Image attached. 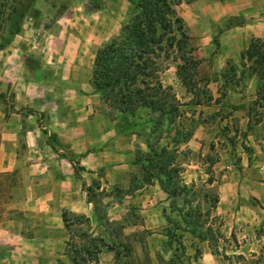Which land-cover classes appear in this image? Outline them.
I'll return each mask as SVG.
<instances>
[{
	"label": "rangeland",
	"instance_id": "obj_1",
	"mask_svg": "<svg viewBox=\"0 0 264 264\" xmlns=\"http://www.w3.org/2000/svg\"><path fill=\"white\" fill-rule=\"evenodd\" d=\"M130 1L0 0V126L9 116L20 119L24 115L21 126L29 128L40 119L29 113V105L35 108L45 96L57 94L65 102L61 108L65 119L72 111L79 117L73 122L94 119L99 130L112 126L127 136L135 135L139 142L132 147L140 161L132 176L126 171L130 181L124 187L105 182L101 169L87 174L76 155L60 153L91 201L94 222L62 211V252L42 264H69L68 254L74 248L86 251L80 252L79 264H98L102 251L106 257L101 264L160 261L147 254L149 249L134 257L130 234L143 236L144 232L121 229L127 219L143 222L137 201L130 203L126 195L148 172L142 165L149 150L151 162L160 159L170 174L176 193L165 203L158 235L147 232L151 243L158 239L165 244L162 253L169 249L174 254L170 261L161 257L159 264H199L205 249L211 251L214 264L263 261L264 248L257 255L231 253L237 245L235 236L219 232L225 213L232 209L228 203L231 189L238 193L237 200L251 201L240 195L247 190L244 177L264 174V102L255 96L258 80L253 65L239 56L251 38L258 37L239 33L254 18L240 12L247 0H181L176 11L183 19L195 66L182 73L183 83L176 72L179 60L171 53L146 79L149 86L161 85L155 98L165 104L163 110L140 107L120 114L93 88L89 76L95 51L117 34ZM258 38L264 45V37ZM191 136L194 142L189 143ZM43 137L54 148V135ZM42 155L55 158L51 151ZM75 166L82 169L74 170ZM16 170L0 173V211L11 195V184L22 182ZM219 192L222 198L217 204Z\"/></svg>",
	"mask_w": 264,
	"mask_h": 264
},
{
	"label": "crops",
	"instance_id": "obj_2",
	"mask_svg": "<svg viewBox=\"0 0 264 264\" xmlns=\"http://www.w3.org/2000/svg\"><path fill=\"white\" fill-rule=\"evenodd\" d=\"M240 12L254 18L249 28H241L239 33L247 31L249 36L264 37V0L244 1ZM245 24L248 26V23ZM49 104L52 106L49 107ZM64 104V100L57 97V94L45 96L35 108L29 105L33 114L40 116L29 128L21 126L24 115L20 119L9 116L0 126V173L16 172L19 169L22 176L21 183L14 182L9 187L11 195L4 203L5 208L0 211V264L52 262L62 252L64 245V210L71 215H82L90 224L94 222L91 201L74 179L71 166L66 167L63 163L64 155L61 152L76 155L78 165L89 175L91 171L101 169L104 181L113 187L128 184L130 177L126 171H131L132 176L138 163L134 160L132 147V143H139L135 135L127 136L112 126L99 130L101 127L94 119L73 122L79 117L72 111L67 112L65 119L61 110ZM91 127L95 132L90 131ZM44 131L45 134H42ZM49 133L54 135V148L43 137ZM20 135H24L25 139L23 137L20 140ZM188 142H194L192 136ZM48 151L55 158H43L42 153L48 154ZM141 180L126 195V199L130 203L137 201V210L143 222L134 223L127 219L121 229H125L126 233L144 232L143 236L130 234L131 253L134 257L149 249L148 255L159 257L157 264L161 263V257L170 261L172 253L169 249L162 253L161 247L165 244L158 239L156 244L151 243L147 233L155 232L150 233L151 236L158 235L169 197L155 178L150 181ZM244 183H248L247 190H241L240 195L245 194L251 201L243 203L237 200L238 193L231 189L228 203L232 209L228 208V213H225V221L219 232L224 237L231 234L235 236L237 245L231 253L257 255L264 248V174L244 177ZM217 195V204H220L221 192ZM99 228L102 229V226L96 228V231ZM100 254L98 264L106 257L103 251ZM263 261L254 263L263 264ZM198 263L214 264L216 261L211 251L205 249L201 251Z\"/></svg>",
	"mask_w": 264,
	"mask_h": 264
},
{
	"label": "trees",
	"instance_id": "obj_3",
	"mask_svg": "<svg viewBox=\"0 0 264 264\" xmlns=\"http://www.w3.org/2000/svg\"><path fill=\"white\" fill-rule=\"evenodd\" d=\"M180 1H130L128 16L121 22L117 34L95 51L89 76L90 84L101 94L108 106L120 114L132 113L140 107L163 110L165 104L155 98L161 85L149 86L146 79L157 72L159 62L169 58L171 53L174 54V59L176 57L179 60L176 72L183 83L185 79L181 76L182 73L195 66L183 19L176 11ZM239 56H245L253 65L252 70L257 74L258 80L255 96L257 100L264 102V45L260 38H251ZM166 104L170 105L169 102ZM28 111L33 113L32 110ZM149 153L143 159L146 164L142 167L149 169L148 172L144 171L143 180L150 181L155 178L167 197H173L176 193L173 190L174 182L169 179L170 174L165 171L160 159L152 163ZM67 157L69 158L68 155ZM134 160L140 161L138 153ZM77 169L82 168L75 166L74 170ZM163 173L167 175L164 176ZM62 219L64 221L63 217ZM83 251L86 253L82 248L72 249L68 254L69 264H79L80 252Z\"/></svg>",
	"mask_w": 264,
	"mask_h": 264
}]
</instances>
